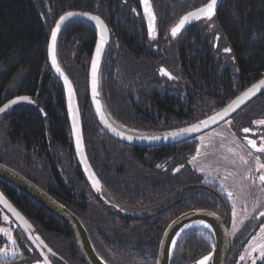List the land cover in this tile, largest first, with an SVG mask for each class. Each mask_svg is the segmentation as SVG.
Segmentation results:
<instances>
[{"label": "trees", "instance_id": "trees-1", "mask_svg": "<svg viewBox=\"0 0 264 264\" xmlns=\"http://www.w3.org/2000/svg\"><path fill=\"white\" fill-rule=\"evenodd\" d=\"M208 2L150 0L155 27L149 32L138 0H0V67L6 71L0 77V102L8 84L21 77L19 91L37 100L46 114L44 120L41 113L18 114L11 133L18 140L51 141L59 147L62 164L55 156H48L39 164L44 166L42 175L55 178L56 186L52 185L60 197H51L80 220L105 264H156L162 233L173 219L204 210L219 212L227 226L231 208L224 197L212 192L215 189L211 185L203 184L187 168L196 154L195 139L171 147H131L110 139L99 127L90 107L87 83L96 33L90 24L76 20L61 30L56 54L76 91L87 159L101 183L100 196L106 206L95 197L79 167L78 188L72 186L69 173L75 161L65 97L47 60L50 32L57 19L68 12L90 13L102 19L110 34L99 75V94L106 114L130 130L162 134L212 115L264 77V0H221L210 20L215 26L213 32L210 21L200 20L175 36L171 34L183 16ZM124 61L128 62L125 66ZM161 68L178 73L179 88L174 92H159L161 80L170 82L160 75ZM128 74L135 83L154 80L150 85L157 86L134 97L121 85L123 75ZM130 80L128 83L134 84ZM238 114L243 121H250L248 127L253 120L264 119V93ZM163 127L170 130L162 132L167 129ZM98 131L100 138L96 137ZM168 159L181 168L172 175V187L162 166L168 165ZM0 164L6 166L5 159ZM32 166L38 168L35 162ZM4 195L53 252V256L48 255L52 264H85L74 237L58 218L13 189L4 190ZM172 205L173 210L169 209ZM253 232L252 227L230 236L226 264L237 262ZM13 237L17 255L11 261L0 259V264L41 261L32 246L22 240L27 241L17 227ZM213 248L209 231L190 228L178 237L170 264H194L205 257L210 260ZM256 264H264V255Z\"/></svg>", "mask_w": 264, "mask_h": 264}, {"label": "water", "instance_id": "water-1", "mask_svg": "<svg viewBox=\"0 0 264 264\" xmlns=\"http://www.w3.org/2000/svg\"><path fill=\"white\" fill-rule=\"evenodd\" d=\"M138 1L144 22L149 32H151L154 30L155 27V17L153 14L150 0H147V5L144 3V0H138ZM220 2L221 0H216V4L214 5L213 15L211 16V19L215 17ZM207 4H205L204 6H206ZM198 9H195L191 12H197ZM68 13H72L73 15L68 16L67 15ZM68 13L61 16V17H66V19L60 24V27L57 30L55 42H53L52 40V31L53 29L56 28V25L60 21L61 17L57 19L50 32L48 46H47L48 66L51 73L60 82L63 89V93L65 97L66 116L70 129L72 147L78 167L81 170L82 176L84 177L89 188L92 190L98 201L104 206H106V202H104V200L100 196L101 183L98 180L97 176L95 175L91 165L89 164L86 155L82 122H81V114L79 110L76 91L71 80L66 75L64 70L61 68L56 54L57 38L63 27L68 22L75 20L86 22L93 27L96 33L95 44L88 67L87 83H88L89 103L99 127L110 138L122 144H126L132 147H163V146H172L175 144L185 142L190 139H195L197 136L229 120L240 110H242L246 105H248L251 101H253L255 98H257L258 96L264 93V77H262L260 80H258L251 86L247 87L234 99H232L229 103H227L225 106H223L220 110L213 113L212 115H209L199 121L191 123L190 125L180 127L179 129H175L172 131L164 132L162 134H147L119 126L116 123H114L106 114L99 94V75L106 51V46L108 45L110 39L109 30L106 24L102 21V19H100L98 16L94 14L77 12V11L68 12ZM198 15L201 16L200 19H196L192 16H189L188 20L179 29V31L183 30L184 28L188 27L191 24L196 23L197 21L211 20L206 18L204 14L198 13ZM89 17H96L97 19H90ZM97 20L100 21L99 24L97 23ZM179 22L177 23V25L179 24ZM217 40L218 37L216 36L214 46H216ZM50 46H52L51 54H50ZM98 46L100 49L99 53L97 52ZM224 53L228 54L229 51L225 50ZM53 57L55 58V64H53ZM57 69H59V71H57ZM27 100L28 99H24L23 97H17L10 100L1 107L4 109V111L0 112V115L7 112L10 108H12L15 105L29 102V100L28 101ZM12 101H16V103H12ZM225 109H227L228 112L227 115H223ZM212 117H215V122H213V120L211 119ZM203 121L207 122V126H205V124L202 123ZM193 126H196V128H198L199 130L190 131L187 133H181V129H192ZM171 133H177L178 135H170ZM153 137H159V139H153ZM0 181L18 190L20 193H22L30 200L35 202L37 205H39L41 208L46 210L48 213L58 218L69 229L72 236L74 237L79 254L85 264H105L95 253L83 224L75 215H73L62 204L54 200L50 195L42 191L40 188L32 184L30 181L26 180L20 174H18L17 172L13 171L12 169H10L9 167L3 164H0ZM0 208L10 218V220L17 226V228L23 234V236L28 241V243L39 255L41 261L44 264H52L49 260L48 255L53 256L54 255L53 252L46 246V244L43 242L40 236L34 233L31 224L8 201V199L1 191H0ZM195 222L204 223L210 228L186 227L187 225ZM190 228H203L211 233L214 239V248L210 256L209 264H226V260L229 252V246H230V234L226 226V223L217 214L204 210H194V211L186 212L178 216L177 218L173 219L167 225V227L162 233V237L159 243L156 264H170L171 253L178 237L180 236L181 233H183L185 230H188Z\"/></svg>", "mask_w": 264, "mask_h": 264}, {"label": "rangeland", "instance_id": "rangeland-1", "mask_svg": "<svg viewBox=\"0 0 264 264\" xmlns=\"http://www.w3.org/2000/svg\"><path fill=\"white\" fill-rule=\"evenodd\" d=\"M208 26H212L210 31L215 30L212 21L208 22ZM5 73V69L0 67V76ZM174 73L177 77L178 73ZM20 82L21 77H16L9 89L15 90ZM172 84L179 88L176 83ZM202 113L205 111L202 110ZM239 115L196 137V159L189 161V167L204 182L214 184L225 196L231 207L228 230L231 236L239 231H251L253 227L254 232L247 239L235 264H256L264 252L261 247L264 245V216H261V213H264V182L259 179L264 175V152L257 151L258 148L264 147V124L260 123L264 119L253 120V129L245 131L242 125L249 126L250 121H243ZM172 125L175 126L176 123L173 122ZM99 136L102 137L100 131L96 132V137L100 138ZM249 141H254L255 147ZM11 223L7 215L3 214L0 218V249L8 253L7 256L0 254V259L5 258L4 261L13 260L17 250L13 237L16 227ZM201 261L208 264L209 257L194 264H200ZM30 264L44 263L38 261Z\"/></svg>", "mask_w": 264, "mask_h": 264}, {"label": "flooded vegetation", "instance_id": "flooded-vegetation-1", "mask_svg": "<svg viewBox=\"0 0 264 264\" xmlns=\"http://www.w3.org/2000/svg\"><path fill=\"white\" fill-rule=\"evenodd\" d=\"M214 47H216V46H214ZM126 64H128V62L124 61L123 66H125ZM161 69H160V75H162L164 77V79H166L167 81H170V82H164L161 80L160 81L161 85H158V86L155 83L156 86L160 87V89H161V91L155 90V92H158V91L159 92H170V91L174 92L175 86H173L172 82L174 81V83L177 84L178 80L180 79L179 75H178V77H176L175 73H172L171 71L168 72L166 69H164V70L169 75H164L161 73ZM124 74H127V72H125ZM130 76H131L130 74L123 75V78L121 80V85H122V88L124 87V89H127L128 92H132V94L134 93L133 94L134 97H138V95H140L143 91H145L146 88L156 87L154 85H150V84L155 82L154 80H150L151 82L147 83V84H142V83L129 84L128 80H130V78H131ZM169 76H171L172 78L170 79ZM10 84H11V82H10ZM10 84H8V86L5 88L4 94L2 95L3 99L0 102V108L4 104L9 102L10 100L17 98V97L26 98L29 100L30 103L26 102V103L15 105L12 108H10L7 112L0 115V162L4 163V159H5V164L10 169H12L13 171L20 174L22 177H24L26 180L30 181L32 184H34L35 186L40 188L42 191L46 192L48 195L53 196L55 198H59L60 192L55 190L54 186L52 185V183H54V185L56 186L57 182H56L55 178L48 177V176H47L48 177L47 179L44 178V176L42 175V172L44 170L43 169L44 166L39 165L41 160L42 161H43V159L46 160V158L48 156H52V155L55 156V161H58V163L61 165L62 160H64V158L62 156V152L59 151V147L56 144H52L51 141L47 142V144H46V142H45V144H41L37 141L32 142L29 139L25 140L24 137L21 138L20 140H18L19 138L15 137V135L13 133H11V131H13L12 121L17 117L18 114H20V113H31V114L32 113L33 114L34 113H41L40 115L42 117V120H44L46 118V114L43 112L41 106H39L37 104L38 103V102H36L37 100L33 99L30 95H28L24 92H20L18 89L19 86L15 90L12 91L11 89H9ZM184 95H185V91H183V96ZM36 96L37 95H35V98H36ZM149 120L152 121L153 119L150 118ZM163 128H167V129H163L162 132L170 130L168 127H163ZM244 128L247 129L248 131L253 129L252 126H250V127L246 126ZM44 129H45V126H44ZM240 134H238V135L240 136ZM195 140H196V138H195ZM47 146H48V148H47ZM169 147H171V146H169ZM7 150H8V154H7ZM17 155H19V157H16ZM57 156H58V160H57ZM34 159H35V161H34ZM66 160H68V159L66 158ZM33 161L37 164L38 170L36 168H33V166H32V164L34 163ZM73 161H75V163L73 165L74 168L73 167L71 168V172L69 174H70L72 186L74 185L75 187L78 188V180H79L78 164H77V161L75 158V154H74ZM166 162L168 163V165H166V163H162V166H165L163 172L166 175V179H168V181H169L168 182L169 187H172V185H173L172 175H174L181 168H179L178 166L174 167L175 165H173L171 163L170 159H168ZM187 164H188L187 168H189L190 171H192L194 174L199 176L196 172L191 170V168L189 167V162ZM55 167L57 169L56 164H55ZM49 171H51V170H49ZM46 174L49 175V172L46 171ZM55 177L57 178V173H56ZM58 177L60 179L59 174H58ZM200 179H201L203 184H209V183L204 182L201 177H200ZM106 184H108V183H106ZM209 185H211L215 189V190H212V192H214V193L217 192L221 197H224V199L226 200L225 196L218 190V188L214 184H209ZM8 189L9 190L13 189V190L19 192L18 190L14 189L10 185H7L6 183L0 181V191L4 194V190H8ZM215 203H217V202L215 201ZM227 203H228V201H227ZM173 206L174 205H172V207H170L169 209L173 210ZM213 213H215V212H213ZM3 214L6 215L4 213V211L0 208V218ZM215 214H217V213H215ZM218 214H219V212H218ZM218 216L220 217V215H218ZM230 220H231V214H230ZM11 225L14 226L15 224L12 222ZM15 227H17V226L15 225ZM227 228L229 230V223H227ZM22 240L25 243L26 242L28 243V241H25L24 239H22ZM49 256H52V255H49Z\"/></svg>", "mask_w": 264, "mask_h": 264}, {"label": "snow or ice", "instance_id": "snow-or-ice-1", "mask_svg": "<svg viewBox=\"0 0 264 264\" xmlns=\"http://www.w3.org/2000/svg\"><path fill=\"white\" fill-rule=\"evenodd\" d=\"M144 3L147 5V0H144ZM216 4V0H210V2L197 10V12H191V13H188L186 16H184L178 25H176L175 27H173L171 29V34L173 36H175L177 34V32L179 31V29L185 24V22L188 20L189 16H192L196 19H200L201 16L198 15V13H201V14H204V16L208 19H211V16L213 15V8H214V5ZM147 11V9H146ZM68 16H72L73 14L72 13H68L67 14ZM87 15V14H85ZM90 19H97L96 17H89ZM66 19V17H61L60 18V21L57 23L56 25V28L53 29L52 31V40L53 42H55V39H56V35H57V30L59 29L60 27V24ZM97 23L99 24L100 21L97 20ZM100 49H99V46L97 48V52L99 53ZM226 51H230L229 49H226ZM52 52V46H50V54ZM53 64H55V58L53 57ZM95 66V65H94ZM57 71H59V69H57ZM161 73L164 74V75H169L167 72H165L164 69H161ZM169 78L171 79L172 77L169 76ZM26 99V98H24ZM12 103H16V101H12ZM7 107V106H6ZM4 111L3 108H0V112ZM228 112H227V109L224 110V113L223 115H227ZM213 120V122H215V117H212L211 118ZM202 123L205 124V126H207V122L206 121H203ZM260 123L264 124V121H260ZM199 129L196 128V126H193L192 129H181V133H187V132H190V131H198ZM245 131H248L247 129H245ZM170 135H178L177 133H171ZM153 139H159V137H153ZM250 144H252L253 147H255V142L254 141H249ZM257 151L259 152H264V147H261V148H258ZM196 158L193 157V160H195ZM259 179L264 182V175H261L259 177ZM98 183V182H97ZM261 216H264V213H261ZM262 231H264V228H262ZM262 248H264V245L261 246ZM0 254L4 255V256H7L8 253L7 251L3 250V249H0ZM261 255H264V252L261 253ZM208 257H205L204 260H207ZM200 264H203V261L200 262Z\"/></svg>", "mask_w": 264, "mask_h": 264}, {"label": "bare ground", "instance_id": "bare-ground-1", "mask_svg": "<svg viewBox=\"0 0 264 264\" xmlns=\"http://www.w3.org/2000/svg\"><path fill=\"white\" fill-rule=\"evenodd\" d=\"M186 227H187V228H188V227H204V228H210V227H208L206 224L201 223V222L191 223V224L187 225ZM186 227H185V228H186Z\"/></svg>", "mask_w": 264, "mask_h": 264}]
</instances>
